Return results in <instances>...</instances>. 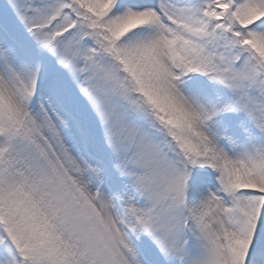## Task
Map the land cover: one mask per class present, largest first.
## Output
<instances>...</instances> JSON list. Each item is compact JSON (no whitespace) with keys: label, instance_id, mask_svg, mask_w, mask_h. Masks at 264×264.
I'll return each instance as SVG.
<instances>
[{"label":"snow or ice","instance_id":"obj_1","mask_svg":"<svg viewBox=\"0 0 264 264\" xmlns=\"http://www.w3.org/2000/svg\"><path fill=\"white\" fill-rule=\"evenodd\" d=\"M0 264H264V0H0Z\"/></svg>","mask_w":264,"mask_h":264}]
</instances>
